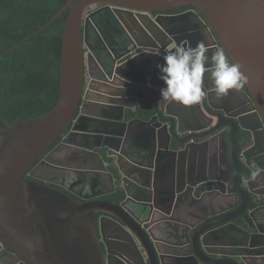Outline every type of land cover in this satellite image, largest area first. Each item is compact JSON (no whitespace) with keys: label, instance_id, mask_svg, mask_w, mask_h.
Masks as SVG:
<instances>
[{"label":"water","instance_id":"1","mask_svg":"<svg viewBox=\"0 0 264 264\" xmlns=\"http://www.w3.org/2000/svg\"><path fill=\"white\" fill-rule=\"evenodd\" d=\"M67 9L55 106L0 118V263L264 264V0H68L0 55ZM173 41L223 48L247 82L162 99ZM37 161L62 188L25 178Z\"/></svg>","mask_w":264,"mask_h":264},{"label":"trees","instance_id":"2","mask_svg":"<svg viewBox=\"0 0 264 264\" xmlns=\"http://www.w3.org/2000/svg\"><path fill=\"white\" fill-rule=\"evenodd\" d=\"M68 0H0V53L50 20ZM75 1V0H73ZM187 5L169 12H181ZM69 9L19 47L0 55V118L11 124L51 110L60 87L62 37Z\"/></svg>","mask_w":264,"mask_h":264},{"label":"clouds","instance_id":"3","mask_svg":"<svg viewBox=\"0 0 264 264\" xmlns=\"http://www.w3.org/2000/svg\"><path fill=\"white\" fill-rule=\"evenodd\" d=\"M204 41L185 46L175 41L168 44L162 55L163 63L158 64L159 79L164 86L161 98L184 106L198 105L209 93L206 79H211L215 96L223 98L230 91L242 89L247 82L241 65L229 60L223 48H217L211 56ZM161 56L159 51L147 52ZM259 169L252 173L255 178Z\"/></svg>","mask_w":264,"mask_h":264},{"label":"flooded vegetation","instance_id":"4","mask_svg":"<svg viewBox=\"0 0 264 264\" xmlns=\"http://www.w3.org/2000/svg\"><path fill=\"white\" fill-rule=\"evenodd\" d=\"M193 8V7H192ZM188 9H191V8H188ZM186 9V10H188ZM185 11V10H183ZM171 13H175V12H171ZM69 132V128L66 130L65 134H67ZM64 134V135H65ZM61 141V138L58 139L56 141V143L52 146V148L54 146H56L59 142ZM107 159V158H106ZM38 163V161L32 165L29 170L26 172V174L24 175L26 179H30V180H35V181H39V182H43V183H50L51 185L53 186H56L58 188H62L61 185V182H62V179L66 176H69V174L71 173L70 171L68 170H59V169H54L52 168L51 166H37L35 167V165ZM35 167L34 171H33V175L30 176L28 174V172L33 168ZM72 195V194H71ZM73 197H75L74 195H72ZM107 198H115V196L113 194L111 195H108L106 196ZM77 199L79 201H82V199L78 198ZM102 249H103V253H104V256H105V246L104 244L102 243ZM6 252L0 248V256L1 255H4L5 256ZM11 261H13V259L11 258ZM10 262V260H9ZM1 264V263H0Z\"/></svg>","mask_w":264,"mask_h":264},{"label":"crops","instance_id":"5","mask_svg":"<svg viewBox=\"0 0 264 264\" xmlns=\"http://www.w3.org/2000/svg\"><path fill=\"white\" fill-rule=\"evenodd\" d=\"M177 107L178 112H180L182 115H186V112H184L183 107L181 105L177 104Z\"/></svg>","mask_w":264,"mask_h":264}]
</instances>
